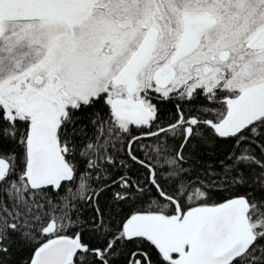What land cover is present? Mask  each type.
<instances>
[{"label":"snow or ice","instance_id":"snow-or-ice-1","mask_svg":"<svg viewBox=\"0 0 264 264\" xmlns=\"http://www.w3.org/2000/svg\"><path fill=\"white\" fill-rule=\"evenodd\" d=\"M119 256L264 264V0H0V264Z\"/></svg>","mask_w":264,"mask_h":264},{"label":"trees","instance_id":"trees-1","mask_svg":"<svg viewBox=\"0 0 264 264\" xmlns=\"http://www.w3.org/2000/svg\"><path fill=\"white\" fill-rule=\"evenodd\" d=\"M146 142L151 143V141H146ZM217 145H218V148L215 152H209L208 150H206L204 148H200V147L197 148V150H196L197 155H198L201 163H204L206 161L207 162H215V161L221 159L223 154L225 152L231 150L233 147V144L231 141H227V142L217 141ZM109 195H110V193H108V192L101 194L100 200H99L101 207H105L107 204L110 203V201L108 200ZM127 207H128L127 205L124 206L125 211H126ZM113 210L114 211H121L120 209H113ZM93 214L94 213H93L91 207H89V206L83 207V217L85 219H88ZM85 238L86 239L88 238L87 233H85ZM129 247L131 248L132 246L130 245ZM26 256H27V252L24 251L23 249H21L18 251L16 259L17 260H23L24 258H26ZM115 264H126V257L125 256H119V257L115 258Z\"/></svg>","mask_w":264,"mask_h":264}]
</instances>
